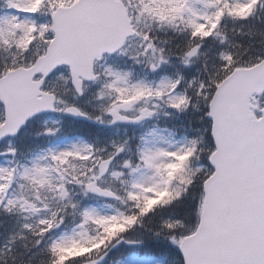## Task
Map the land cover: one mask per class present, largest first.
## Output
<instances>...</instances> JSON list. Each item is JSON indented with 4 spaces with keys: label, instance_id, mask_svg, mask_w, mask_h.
<instances>
[{
    "label": "snow or ice",
    "instance_id": "1",
    "mask_svg": "<svg viewBox=\"0 0 264 264\" xmlns=\"http://www.w3.org/2000/svg\"><path fill=\"white\" fill-rule=\"evenodd\" d=\"M0 264H264V0H0Z\"/></svg>",
    "mask_w": 264,
    "mask_h": 264
}]
</instances>
